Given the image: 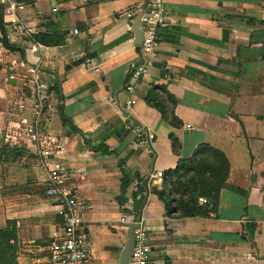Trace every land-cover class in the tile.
Here are the masks:
<instances>
[{
    "label": "crops",
    "instance_id": "0c3cea01",
    "mask_svg": "<svg viewBox=\"0 0 264 264\" xmlns=\"http://www.w3.org/2000/svg\"><path fill=\"white\" fill-rule=\"evenodd\" d=\"M16 1L18 32L0 1V136L32 114L36 82L48 84L45 131L62 147L66 188L85 205L89 264H120L140 214L150 264H264V0H165L167 26L133 93L131 68L144 60L134 24L146 0ZM53 34L64 44L40 42ZM155 87L166 118L146 103ZM203 145L226 156L229 176L216 206L198 200L194 217H180L158 193L178 199L170 184L178 161ZM34 149L0 139L8 264H57L50 246L63 210L46 195Z\"/></svg>",
    "mask_w": 264,
    "mask_h": 264
},
{
    "label": "built area",
    "instance_id": "2783aa9c",
    "mask_svg": "<svg viewBox=\"0 0 264 264\" xmlns=\"http://www.w3.org/2000/svg\"><path fill=\"white\" fill-rule=\"evenodd\" d=\"M6 4V13L11 18L14 32L23 31L25 28L18 20L17 10L22 9L23 5L16 0H0ZM138 17L140 18V30L143 35L141 51L144 57L143 64L132 65V83L127 86L130 93L134 91V82L140 80L148 71L156 53L159 33L167 26L165 0H149L145 7L143 4L138 6ZM30 103V114H23L22 118L15 123L13 131L7 133L5 141L21 143L27 141L33 146L32 164L42 162L47 170L45 182L46 195L56 200L62 208L64 223L58 232L54 234V239L50 246L53 260L57 264H89L91 257L88 235L85 230L83 220V210L85 205L79 202L74 192L66 188L68 175L57 154L62 152V147L56 137L46 133L47 116L50 103V86L40 81L36 82L34 93ZM23 111V107L22 110ZM23 129V130H22ZM23 133H19V131ZM163 177V173H158ZM202 206H210L211 202L207 198H200ZM125 221V220H123ZM137 223V221L135 222ZM139 229L135 230V244L130 257V264H150L152 255V244L149 233L139 224Z\"/></svg>",
    "mask_w": 264,
    "mask_h": 264
},
{
    "label": "trees",
    "instance_id": "16d2710c",
    "mask_svg": "<svg viewBox=\"0 0 264 264\" xmlns=\"http://www.w3.org/2000/svg\"><path fill=\"white\" fill-rule=\"evenodd\" d=\"M40 42L47 47H55L63 45L64 39L59 34L42 35L40 37ZM158 90L159 88L155 87L149 93L146 98V103L150 107L159 111L163 118H166L167 111L164 105L165 101L157 94ZM170 124L175 128H179L182 125V123L173 114ZM173 143H176L174 139ZM176 151L178 150L175 149V152ZM177 165V168L173 172L174 179L170 184L171 191L178 196V199L171 201L166 199L165 192L158 193L159 199L166 204L168 211L170 213L176 211L180 217H194L197 212V202L202 197L209 198L213 205L216 206L218 203L219 193L229 176L230 166L226 156L208 145H203L199 148L193 160L185 161L181 159L178 161ZM198 176L202 179L201 186L198 185L200 180L195 179ZM193 183H196L195 191L202 189V192L198 191L195 194V191H193L195 186L192 188ZM130 184V178L125 175L122 182L123 193L126 192ZM190 192L194 193V198L187 197ZM173 202L177 203L176 208L173 207ZM1 238L2 236L0 235V264H8L7 259L12 257V253L5 242L3 243L1 241Z\"/></svg>",
    "mask_w": 264,
    "mask_h": 264
},
{
    "label": "water",
    "instance_id": "95a60500",
    "mask_svg": "<svg viewBox=\"0 0 264 264\" xmlns=\"http://www.w3.org/2000/svg\"><path fill=\"white\" fill-rule=\"evenodd\" d=\"M148 0H146V4H148ZM134 29H135V45L136 46H141L143 44V35L142 32L140 30V18H138L134 24ZM126 117H129V115H126ZM130 120H132L133 122H136L134 117L130 116L129 117ZM135 125L139 126V124L135 123ZM142 220V214H140V217L137 221V223L131 225V227L129 228L128 231V241L127 244L122 252L121 255V259H120V264H130V257H131V253L135 244V236H134V232L135 230L139 229L140 227V223Z\"/></svg>",
    "mask_w": 264,
    "mask_h": 264
},
{
    "label": "rangeland",
    "instance_id": "374dc122",
    "mask_svg": "<svg viewBox=\"0 0 264 264\" xmlns=\"http://www.w3.org/2000/svg\"><path fill=\"white\" fill-rule=\"evenodd\" d=\"M195 179H196V180H200V183H198V185L201 186V184H202V179H201L199 176H198L197 178H195ZM195 179H194V180H195ZM195 184H196V183H193L192 188L195 186ZM195 190H196V186H195V188H193V191H195ZM198 191L202 192V189H198ZM198 191H195V194H196ZM202 194H203V193H202ZM204 195H205V194H204ZM205 196H206V195H205ZM174 197L176 198V197H178V196L175 195ZM187 197H191V198L193 197V198H194V193H192V192L188 193Z\"/></svg>",
    "mask_w": 264,
    "mask_h": 264
}]
</instances>
